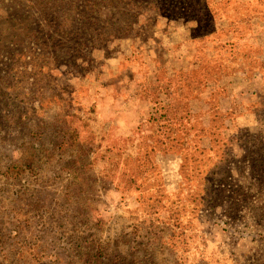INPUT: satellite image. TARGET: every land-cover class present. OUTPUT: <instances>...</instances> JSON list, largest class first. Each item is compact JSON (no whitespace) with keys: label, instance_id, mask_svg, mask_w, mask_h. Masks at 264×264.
<instances>
[{"label":"rangeland","instance_id":"obj_1","mask_svg":"<svg viewBox=\"0 0 264 264\" xmlns=\"http://www.w3.org/2000/svg\"><path fill=\"white\" fill-rule=\"evenodd\" d=\"M0 264H264V0H0Z\"/></svg>","mask_w":264,"mask_h":264},{"label":"trees","instance_id":"obj_2","mask_svg":"<svg viewBox=\"0 0 264 264\" xmlns=\"http://www.w3.org/2000/svg\"><path fill=\"white\" fill-rule=\"evenodd\" d=\"M83 44V43H82Z\"/></svg>","mask_w":264,"mask_h":264}]
</instances>
